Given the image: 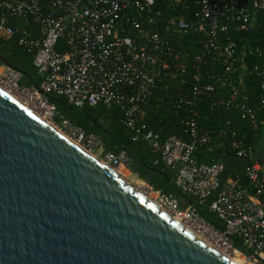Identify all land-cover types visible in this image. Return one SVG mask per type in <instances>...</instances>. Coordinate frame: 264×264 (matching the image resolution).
Returning <instances> with one entry per match:
<instances>
[{
  "label": "built area",
  "instance_id": "built-area-1",
  "mask_svg": "<svg viewBox=\"0 0 264 264\" xmlns=\"http://www.w3.org/2000/svg\"><path fill=\"white\" fill-rule=\"evenodd\" d=\"M178 10L183 14L169 16ZM263 24L264 0H0V40L17 39L42 78L27 87L19 73L0 65V85L49 121L62 119L67 136L110 168L127 170L125 151H107L95 134L63 119L48 96L75 107L118 108L131 141L144 142L157 156L154 165L173 173L183 193L201 206L210 201L224 229L149 185L146 193L223 253L264 264V35L261 44L239 48L231 33L232 26L253 32ZM168 103L182 113L180 136L143 122ZM239 118L248 126L243 134ZM203 147L249 161L247 186L222 179V158L200 162Z\"/></svg>",
  "mask_w": 264,
  "mask_h": 264
},
{
  "label": "water",
  "instance_id": "water-1",
  "mask_svg": "<svg viewBox=\"0 0 264 264\" xmlns=\"http://www.w3.org/2000/svg\"><path fill=\"white\" fill-rule=\"evenodd\" d=\"M0 264L232 263L0 90Z\"/></svg>",
  "mask_w": 264,
  "mask_h": 264
},
{
  "label": "trees",
  "instance_id": "trees-1",
  "mask_svg": "<svg viewBox=\"0 0 264 264\" xmlns=\"http://www.w3.org/2000/svg\"><path fill=\"white\" fill-rule=\"evenodd\" d=\"M183 14L182 11H171L169 16ZM185 16V14H184ZM189 17V15H186ZM232 38L237 42L239 48L248 39L252 44H261L264 35V24L257 31L245 32L240 30H233ZM192 54V50H187ZM0 54L15 68L20 70L25 76L22 77V84L31 87L39 86L42 78L37 73L33 66V58L25 48L18 44L17 39L9 41L0 40ZM249 62V60H248ZM256 62V61H255ZM261 60H258V63ZM256 86V83H252ZM179 87V86H178ZM176 88V94L181 90L186 91L190 84L186 87ZM181 93V92H180ZM51 103H53L63 119L69 121L71 124L81 127L89 133L95 134L103 143L105 149L110 152L118 153L125 151L130 157L129 170L136 174L142 181L147 183L154 190H158L163 194L172 196L178 202L181 208L187 206H194L198 216L206 223L213 227L223 230L224 225L220 219L209 210L210 201L205 205H199L198 201L188 194L183 193L174 181V174L169 171H162L160 165H154L157 156L142 142L131 141L130 131L121 123V111L112 106L106 107L104 105H97L90 107L84 104L81 107H75L68 103L66 98L51 94L48 96ZM180 116L182 113L177 110L171 103L161 105L155 108L143 117V122L155 130L156 132L163 133V135H176L182 134L184 126L181 124ZM228 113L223 112L222 119H227ZM62 119H56L58 124ZM209 126V125H207ZM236 128L243 134L248 130V126L242 120L237 119ZM246 142L251 143L250 139ZM225 153V154H224ZM199 161L209 164L212 158H222L224 162V173L222 179L233 178L239 180L243 187L247 186L243 172L250 165L247 160L236 157L233 153L218 150L209 152L207 147H203L197 153ZM235 245L242 252H246L242 244L238 240H234Z\"/></svg>",
  "mask_w": 264,
  "mask_h": 264
},
{
  "label": "bare ground",
  "instance_id": "bare-ground-1",
  "mask_svg": "<svg viewBox=\"0 0 264 264\" xmlns=\"http://www.w3.org/2000/svg\"><path fill=\"white\" fill-rule=\"evenodd\" d=\"M2 86L0 85V90L2 91V92H4L5 94H7L9 97H11L13 100H15L16 102H18L20 105H22L23 107H25L26 109H28L29 111H31L33 114H35L37 117H39L37 114L38 113H36V112H34V111H36L34 108H32V107H30L26 102H24L23 100H19L18 98H17V96L13 93V92H11V91H9V90H7L6 88H4V87H2ZM13 93V94H12ZM25 105V106H24ZM42 115V114H41ZM42 121H44V122H46L48 125H50V123L49 122H51V121H49L48 119H46L43 115H42V117L40 116L39 117ZM47 121H49V122H47ZM61 135H63L66 139H68L70 142H72L74 145H76L77 147H79L80 149H82L84 152H86L87 154H89L90 156H92L93 158H95V159H97L98 161H100L102 164H104L108 169H110V170H112L113 172H115L116 173V175L118 176V177H120L121 178V176H125L127 173H126V171L125 170H123V169H120V170H117V169H113V168H110L106 163H104L102 160H100V159H98L94 154H91V153H89L84 147H82L81 145H79L77 142H75L74 140H72V139H70L67 135H65V134H62L61 132H59ZM141 193H143V192H141ZM146 197L145 198H148V199H150L151 201H154V202H156V205L154 204V203H152V204H154L158 209H160L164 214H166L170 219H172L174 222H176L177 224H179L181 227H183V229L184 230H186L187 232H189V233H191L195 238H197L199 241H201V242H203L206 246H208L210 249H212L213 251H215L216 253H218L221 257H223L224 259H226L227 261H229L230 263H232V264H245L244 263V260H243V258L242 257H240V258H238V255H234V259L232 258H229V256L227 255V254H225V253H223L220 249H218L217 247H215L210 241H208L207 239H205V238H203V236H201L200 234H198L197 232H195L191 227V230H192V232H194V233H192L191 231H189L188 229H186L185 227H187V226H185V224L183 223V222H181V220H179V219H177L176 217H174L172 214H170L167 210H165L163 207H161L160 205H159V203L155 200V198H154V196H151V195H149V194H147V193H143ZM147 199V200H148ZM182 224V225H181ZM185 227H184V226ZM199 236V237H198ZM228 257V258H227ZM237 259V260H236ZM234 261V262H233Z\"/></svg>",
  "mask_w": 264,
  "mask_h": 264
},
{
  "label": "rangeland",
  "instance_id": "rangeland-1",
  "mask_svg": "<svg viewBox=\"0 0 264 264\" xmlns=\"http://www.w3.org/2000/svg\"><path fill=\"white\" fill-rule=\"evenodd\" d=\"M1 65V64H0ZM2 88V87H1ZM13 94V93H12ZM15 94V93H14ZM16 95V94H15ZM17 96V95H16ZM18 98V96H17ZM19 100H22L20 98H18ZM25 106V105H24ZM36 113H38L37 115L40 117H42V115L38 112V111H34ZM49 122V121H47ZM50 123V126L55 128V130H57L58 132H61L62 134H65L67 135V131L66 129L64 128L62 122L60 124H58L56 121L54 122H49ZM95 154H97V156H102V151H97ZM126 171V175L125 176H121V179L124 180L125 182H127L129 185H131L135 190H137L141 195H143L144 197H146L143 193H146L148 192L145 185H148L147 183H145L144 181H142L136 174H134L133 172H131L129 169L125 170ZM143 192V193H141ZM148 199V198H146ZM150 202L154 203L156 205V202L154 201H151L150 199H148ZM182 222V221H181ZM184 223V222H183ZM185 224V223H184ZM182 225V224H181ZM184 226V225H183ZM187 226V227H185ZM185 228L186 229H190L189 231L192 232L190 226H188L187 224H185ZM194 230V229H193ZM195 231V230H194ZM196 232V231H195ZM194 233V232H192ZM198 233V232H197ZM195 234V233H194ZM199 234V233H198ZM196 235V234H195ZM199 237V236H198ZM204 238V237H203ZM206 239V238H205ZM228 255V254H227ZM229 258H233L234 259V255H228ZM228 258V257H227ZM238 258H240L238 256ZM237 260V259H236ZM234 262V261H233ZM237 264V263H236Z\"/></svg>",
  "mask_w": 264,
  "mask_h": 264
}]
</instances>
